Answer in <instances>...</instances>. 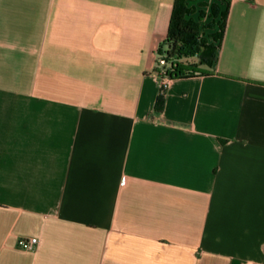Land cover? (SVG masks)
<instances>
[{
    "label": "crops",
    "instance_id": "crops-1",
    "mask_svg": "<svg viewBox=\"0 0 264 264\" xmlns=\"http://www.w3.org/2000/svg\"><path fill=\"white\" fill-rule=\"evenodd\" d=\"M173 1L0 0V264H264V0L158 109Z\"/></svg>",
    "mask_w": 264,
    "mask_h": 264
},
{
    "label": "trees",
    "instance_id": "trees-1",
    "mask_svg": "<svg viewBox=\"0 0 264 264\" xmlns=\"http://www.w3.org/2000/svg\"><path fill=\"white\" fill-rule=\"evenodd\" d=\"M227 12L228 7L221 8L218 2L173 1L166 36L156 52L163 57V67L171 79L210 73L217 62ZM155 72L158 73V67ZM162 104L163 97L159 94L157 108L161 109Z\"/></svg>",
    "mask_w": 264,
    "mask_h": 264
},
{
    "label": "built area",
    "instance_id": "built-area-1",
    "mask_svg": "<svg viewBox=\"0 0 264 264\" xmlns=\"http://www.w3.org/2000/svg\"><path fill=\"white\" fill-rule=\"evenodd\" d=\"M156 61L158 67V91L161 95H163L172 80L165 72L163 66H165V61L162 56L157 55L156 53ZM38 245V238L35 236H21L18 238L16 243V248L21 251H33Z\"/></svg>",
    "mask_w": 264,
    "mask_h": 264
},
{
    "label": "rangeland",
    "instance_id": "rangeland-1",
    "mask_svg": "<svg viewBox=\"0 0 264 264\" xmlns=\"http://www.w3.org/2000/svg\"><path fill=\"white\" fill-rule=\"evenodd\" d=\"M209 19L207 18L206 21H208ZM205 33H210V31H205ZM191 60V59H190Z\"/></svg>",
    "mask_w": 264,
    "mask_h": 264
}]
</instances>
